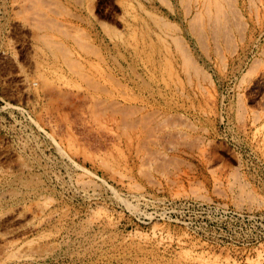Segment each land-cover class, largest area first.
I'll list each match as a JSON object with an SVG mask.
<instances>
[{
	"label": "rangeland",
	"instance_id": "obj_1",
	"mask_svg": "<svg viewBox=\"0 0 264 264\" xmlns=\"http://www.w3.org/2000/svg\"><path fill=\"white\" fill-rule=\"evenodd\" d=\"M260 1L0 0V264H264Z\"/></svg>",
	"mask_w": 264,
	"mask_h": 264
},
{
	"label": "bare ground",
	"instance_id": "obj_2",
	"mask_svg": "<svg viewBox=\"0 0 264 264\" xmlns=\"http://www.w3.org/2000/svg\"><path fill=\"white\" fill-rule=\"evenodd\" d=\"M262 1H263V0H261L260 2H262ZM47 43H48V42H47ZM52 44H53V43H52ZM52 44H51V45H52ZM54 44H55V43H54ZM52 56H53V55H52ZM53 57H54V56H53Z\"/></svg>",
	"mask_w": 264,
	"mask_h": 264
}]
</instances>
